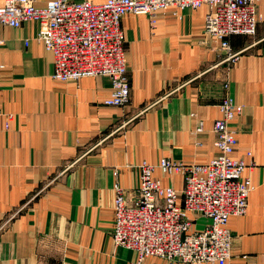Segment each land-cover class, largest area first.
<instances>
[{"label":"crops","instance_id":"0c3cea01","mask_svg":"<svg viewBox=\"0 0 264 264\" xmlns=\"http://www.w3.org/2000/svg\"><path fill=\"white\" fill-rule=\"evenodd\" d=\"M256 9L255 35L230 36L229 51L205 34V5L161 10L154 28L144 14L123 16L129 97L120 106L105 104L107 77L52 78L54 56L35 39L37 22L0 26V264H136L111 236L113 184L128 201L142 162H210L224 101L242 108L229 122L231 158L246 162L252 184L245 212L227 221L226 264H264V0ZM153 176L183 186L179 174ZM208 223L200 217L196 227ZM141 264L182 263L148 256Z\"/></svg>","mask_w":264,"mask_h":264},{"label":"built area","instance_id":"2783aa9c","mask_svg":"<svg viewBox=\"0 0 264 264\" xmlns=\"http://www.w3.org/2000/svg\"><path fill=\"white\" fill-rule=\"evenodd\" d=\"M263 0H47L37 7L34 0H5L0 6V26L20 27L37 22L35 39L53 53L52 78L75 81L83 77H107L111 83L109 106L127 102L129 84L123 55L121 19L126 14H144L154 28L157 12L171 7L207 6L204 30L229 51L233 35L254 36L259 15L256 5ZM1 43V40H0ZM236 53H228L233 59ZM0 64V70L3 69ZM222 117L214 122V146L217 154L207 164H183L162 158L156 164L137 165L140 185L132 200L126 191L113 184L114 222L111 236L116 246L131 248L136 264L148 256L168 263L226 264L231 258L233 236L227 228L231 215L243 214L252 190L243 172L244 160L231 158L237 144L230 127L234 112L241 106L231 101L220 105ZM197 131H201L198 128ZM179 174L182 188L163 186L153 176ZM200 217L209 219L196 227Z\"/></svg>","mask_w":264,"mask_h":264}]
</instances>
